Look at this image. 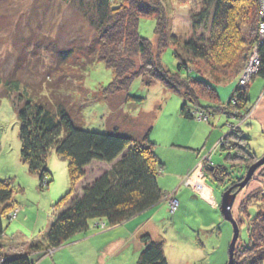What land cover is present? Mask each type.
I'll list each match as a JSON object with an SVG mask.
<instances>
[{"label": "rangeland", "instance_id": "374dc122", "mask_svg": "<svg viewBox=\"0 0 264 264\" xmlns=\"http://www.w3.org/2000/svg\"><path fill=\"white\" fill-rule=\"evenodd\" d=\"M115 1L113 0V2ZM159 2L162 4L164 23H166L168 35L176 37L180 44L189 40H194L200 44L203 42L206 45H210V42L212 44L210 34L211 14L208 19L204 18L205 20L200 17L206 6L205 0H184L180 2L159 0ZM257 3L256 21L259 24L261 22V0H257ZM75 10L76 8L73 6L63 3V0H0V78L2 82L13 75L15 67L18 65L22 70L17 74L20 78V88L22 87L21 89L24 90L40 79H44L48 71L53 69L61 73L78 74L76 69L71 70L70 66H65V70H60L58 65L61 63L58 62L55 55L57 52L50 53L47 50L50 47L49 45H37L38 41L51 38L52 41L58 39L61 44H66L59 45L62 51L63 49L68 50L71 47L79 46L70 45L71 40L83 38L86 32L89 33L90 30ZM257 24L252 25L253 27L248 24L241 29L240 35L244 36L246 42L243 44L245 46L240 48L237 57L238 46L236 50H227L222 57L235 55V65L238 66L241 63L243 66L245 63L239 75L238 84L240 87L249 89L258 80L259 83H262L261 97L264 99V80L257 78L259 64L254 65L255 70L249 64L251 57H259L258 45L264 41V33H259V30L256 31ZM78 27L85 28V30H76L75 28ZM154 28L155 20L153 18H141L138 34L141 38L155 45ZM41 35H46L47 38L41 37ZM48 35L50 36L48 37ZM259 35L261 37H258ZM255 36L257 39L256 43L253 44L252 41ZM233 41L232 38H225L223 45H236V43L233 44ZM171 46L161 53L160 61L170 74H175L177 73V62L173 56V47ZM74 59L76 58L69 55L67 61H64L63 64L72 66L71 61ZM192 66V70H201L208 73L206 65L202 63H194ZM248 70L249 73L250 71L253 73V76L247 83L240 84L242 76L244 73L248 74ZM191 74L192 78L198 79L195 73ZM182 75H185V73L183 72ZM113 78V72L101 62H94L85 67V72L80 78L81 90L79 94L74 93V99L80 108V125L86 131L102 134L106 133L111 127H120L123 132L131 130L142 133L145 126L151 125L150 140L155 145L156 157L163 165L158 174L174 171V168L168 162L171 159L168 155V146L180 140L185 145L177 147L175 152L180 151L182 157L185 155L186 158L190 159L194 156L198 158V163L208 162L209 166L215 167L216 165L226 168V176L221 181H216L209 176L207 182L221 197L229 188L236 186L244 179L248 170L245 169V166L249 168L264 158V131L262 130L264 102L259 104L258 101H254L252 105L250 102V105L242 113H237L235 112L237 110L230 108L225 116L224 113H214L211 109L212 104L205 100H200V107L203 111L195 109V107L185 103L178 95L165 90L160 84H155L147 89L142 79L132 80L127 91L129 96L138 98L142 100L141 102L126 104L124 103V94L114 96L107 101L102 98V92L112 82ZM236 79L215 86L218 107L226 106L237 87ZM3 90L4 84L1 83L0 181L10 185L12 201L6 214V219L10 222L4 221L3 223V235L5 236L2 239L18 244L19 241L26 240L24 236H30L35 231L38 234V232L45 229L48 219L49 221L54 219L58 213L55 206L69 192L70 181L68 161L59 158L54 152H50L47 157V169L51 176L50 180L52 179L48 187L44 185L46 183L44 181L42 186L45 188L40 189L37 179L28 174L19 156V123L13 105V95L16 94L5 97V95L3 96ZM183 105H186L187 111L195 119L186 120L180 115V109ZM204 111L210 114L208 123L205 122L208 114L203 113ZM251 119H254V121L250 122V125L249 122L245 124L247 120ZM229 130L240 134L236 135L237 137L231 136L226 142V136L230 133ZM218 135L220 137L213 145H210ZM205 142L209 145L202 149ZM232 144L236 147L234 151L229 149ZM221 146L224 149H221ZM242 148L243 150L246 148L249 155L245 154ZM245 155L253 157L251 163L245 160V164L243 160H240V156L245 157ZM242 164L244 166H241ZM108 170H110V166L98 163L92 164L91 167L86 169L85 179L75 185L76 195L80 196L82 187L92 183ZM160 180V184L164 187H161L163 190H160L166 196L154 209L159 210L158 215L161 216V219H168L175 213L170 214L168 210L174 207L171 200L175 194L174 192L168 193L165 188L173 186L175 180L171 176L165 177V175H161ZM176 185L178 186L179 183H176ZM234 193H236V197L231 212L233 220L238 226L239 236L233 258L235 255L236 264H247L248 259L252 257H257L260 254L264 257V239L262 241L260 235L263 231L257 225L264 215V165L253 173L250 181L242 190L238 191L237 188H234L231 194ZM14 200L16 205L13 203ZM176 202L179 206L178 201ZM2 210L3 207L0 206V214ZM153 211L146 213L143 220L150 218ZM187 223L193 226L192 221ZM97 224L96 222L92 223L88 231L75 236L70 241L71 243L77 241V243L70 244V246L69 242L54 250L51 255L43 257L40 261L49 260L51 264H136L140 251L134 252L136 251L134 245L124 256L119 258L115 257L112 247L105 249L108 242L117 238L115 235L122 233L121 228L108 229L102 225L101 230L97 227ZM102 224L104 223L102 222ZM146 227L152 240L162 244L167 264H213L219 259L224 261L223 264L228 263V248L233 238V228L228 222H222L221 227H218L205 240H203V235L199 237L195 235L191 240L192 242L186 241V243L194 244L197 248L201 242H204V250L198 248L199 254L192 248L186 249L187 244L180 241L181 234L192 235V230L190 231L187 226L181 227L183 232H174L172 229H168L171 227L170 224L169 226H163L162 223L157 225L149 221ZM103 235H109V239H106L108 237L100 238ZM197 238H200L201 242ZM43 239L41 237V241ZM115 253H118V251ZM103 255H108V257H104L105 261L103 259L101 262L100 258ZM37 261L33 259L32 263L35 264ZM0 264L3 263L0 262Z\"/></svg>", "mask_w": 264, "mask_h": 264}, {"label": "trees", "instance_id": "16d2710c", "mask_svg": "<svg viewBox=\"0 0 264 264\" xmlns=\"http://www.w3.org/2000/svg\"><path fill=\"white\" fill-rule=\"evenodd\" d=\"M63 3L76 8L75 11L83 18L90 32L87 31L79 40H71L70 45L79 46L68 50L62 51L59 45L64 43L61 44L58 39L52 41L46 35H41L47 39L38 41L37 45H49L47 50L50 53L57 52L55 55L61 63L58 65L60 70L70 66L78 74L61 73L53 69L48 71L44 79L24 90L20 88L17 74L22 70L18 65L5 82L0 78V84H4L3 96L16 94L13 95V105L19 123V156L28 174L37 179L40 189L45 188L42 186L44 181V185L48 187L52 179L50 180L47 169V157L50 152H54L59 158L68 161L70 190L56 204L58 213L45 240L31 243L27 254L21 256H8L0 251L3 264H34L30 254L38 259L51 255L75 236L88 231L94 222L98 223L99 228L102 225L108 229L119 227L156 208L166 196L157 183L158 172L163 165L156 157L155 145L150 140L151 125L145 126L142 133L131 130L123 132L120 127H111L104 134L86 131L80 125V108L74 99V93L79 94L81 90L80 78L87 65L101 62L113 72L112 82L102 92V98L107 101L124 94L126 104L141 102L142 100L129 96L127 91L132 80L142 79L145 88L160 84L165 90L178 95L185 103L201 111L200 100L211 103L214 113H224L225 116L230 108L242 113L249 105L248 89L238 84L245 63L237 66L234 60L246 42L244 36L240 35L241 29L248 24L250 27L257 24V0H205L206 6L200 17L205 20L211 14L210 45L194 40L180 44L176 37L168 35L159 0H63ZM149 17L155 20V45L138 34L140 19ZM259 25L260 23L257 24L256 31ZM80 28L75 29L85 30ZM225 38L234 39L233 44L236 45H223ZM256 39L255 36L253 44ZM170 46L173 47L172 53L177 62L175 74H170L160 61L161 53ZM237 46L239 49L236 57H222L227 50H236ZM258 49L257 78L264 80V41L258 45ZM69 55L76 58L71 61L72 66L63 64ZM194 63L206 65L208 73L192 70ZM183 72L185 75H182ZM191 73H195L198 79L192 78ZM235 78L237 87L226 106L218 107L215 86ZM203 113L208 114L205 121L208 123L210 114L207 111ZM180 115L186 120L195 119L187 111L186 105L181 107ZM239 134L230 131L226 142L231 136ZM223 146L221 149H224ZM246 148L242 150L249 155ZM229 149L234 151L236 147L232 144ZM245 157L240 156V160L245 164L246 161L252 162L253 157ZM95 163L110 166V170L82 187L80 196H77L75 185L85 179L86 169ZM204 164L216 181H221L226 176L225 167H212L208 162ZM245 169H248L247 166ZM11 199L10 185L0 181V206L3 207L0 214V238L4 232V221L10 222L6 219V214L10 209ZM257 225L263 231L260 233L263 241L264 215ZM140 243L142 250L136 264H167L161 243L153 241L148 234L141 235ZM263 263L264 257L261 254L247 261V264ZM233 264H236L235 255Z\"/></svg>", "mask_w": 264, "mask_h": 264}, {"label": "crops", "instance_id": "0c3cea01", "mask_svg": "<svg viewBox=\"0 0 264 264\" xmlns=\"http://www.w3.org/2000/svg\"><path fill=\"white\" fill-rule=\"evenodd\" d=\"M261 91H262V83H259L258 80L254 83V85L252 84L249 87L247 92L249 105L250 102L252 105V102L254 101L255 102L258 101L259 104L264 102L263 97H261ZM255 113H254V119H255ZM254 119L247 121L249 122V125L250 122L254 121ZM247 122L245 124H247ZM262 130L264 131V122H262ZM219 135L210 145H213L215 143L217 138L220 137ZM181 145H185V144L184 142L182 143L179 140L177 142H174V144L168 146L169 149L168 155L171 157V159H169L168 162L170 163V166L174 168V171L172 173H168V172H165L163 174L159 173L157 176V183L160 189L164 188L160 184L161 175H165V177L171 176L172 179L175 180L173 186L165 189L168 190V193L174 192L175 197L179 203L177 211L168 219H161V216L158 215L159 210L152 209L154 211L153 213H151L150 218H148L147 220L144 221L143 216H145V214L148 213L149 211L125 222L119 227H116L118 229L121 228L122 233L118 235L114 234L117 238L111 242H108L107 243L108 246L105 247V249L112 247L116 258H119L120 256H124L125 253L132 247V245L135 246L136 251L134 252L137 251L141 252L142 246L140 244V237L141 235L144 234L149 235L146 227L149 221L154 222L157 225L158 223H162L163 226L165 225L169 226L170 224L171 227L168 229H172L174 232L176 231L183 232V230H181V227L187 226L190 229V231L192 230V235L190 236L189 234L187 235L181 234L180 241H184L185 243L186 241L192 242L191 240H193V236L195 235L196 237L203 235L204 236L203 240L207 239L208 236L214 233L218 227H221L222 222H224L219 212L221 197H219V194L207 183L208 177L209 176L211 177L210 172L206 170L205 164H203V162L198 163L197 157H194L192 155L193 158L189 159L188 157L186 158L185 155L184 157H182L181 153H179L180 151L175 152V150H177V147ZM207 145L209 144L205 142L202 149H205ZM176 183L177 184L179 183V185L177 186ZM13 203H15L16 205L15 200L13 201ZM189 221H192L193 226L187 223ZM52 222L53 219L51 221H49L48 219L46 222L47 224L45 226V229L38 232V234H36L35 231L30 236L29 235L24 236L26 240L19 241L18 244L17 242H12L9 240L2 239L5 236L3 235L0 238V251L4 255H8V256H21L27 254L29 245L31 243L40 242L41 237L44 238L43 240H45L46 233L50 229ZM104 237H108L106 238L107 240L109 239V235H103L100 238H104ZM197 240L201 242L200 238H197ZM75 243H77V241L72 243L70 242L69 245ZM186 244L189 247V248L186 247V249L192 248L198 254H199L198 252L199 249L204 250V242H201V244L198 246L199 249L194 244H189V243ZM116 251H118V253H115ZM104 257L106 258L108 257V255L107 256L103 255L100 258L101 262L103 259L105 261ZM30 258L32 260L33 259L38 260L37 262H35V264H51L49 260L40 261L42 258L38 259L36 256L32 254H30ZM223 263L224 261L222 259H219L215 261L213 264H223Z\"/></svg>", "mask_w": 264, "mask_h": 264}, {"label": "water", "instance_id": "95a60500", "mask_svg": "<svg viewBox=\"0 0 264 264\" xmlns=\"http://www.w3.org/2000/svg\"><path fill=\"white\" fill-rule=\"evenodd\" d=\"M262 165H264V158L260 159L255 164L250 166L248 168L246 174H245L244 179L239 184H237L236 186L229 188L221 196V203L219 206V212H220L221 216L223 217L224 221L230 223V225H232V228H233V238H232V241H231L229 248H228V263L227 264H233L234 249H235V245H236V242H237V239L239 236L238 226L235 223V221L233 220L232 212H231L232 205H233L235 197H236V193L231 194V192L234 188H237L238 191L242 190L250 181L253 173Z\"/></svg>", "mask_w": 264, "mask_h": 264}, {"label": "built area", "instance_id": "2783aa9c", "mask_svg": "<svg viewBox=\"0 0 264 264\" xmlns=\"http://www.w3.org/2000/svg\"><path fill=\"white\" fill-rule=\"evenodd\" d=\"M260 25H259V33L260 32H262V33H264L263 31H264V0H261V13H260ZM258 37H261L260 35L258 36ZM250 67L251 68H253V70H255V68H254V65L255 64H259V57H251V60H250ZM249 67V68H250ZM246 72H247V69H246ZM253 76V73L250 71V73H249V70H248V74L247 73H244V75L242 76V79H241V81L242 82H240V84H244L245 82L247 83L250 79H251V77ZM245 79V80H244ZM244 81V82H243ZM172 202H173V209H169V213L170 214H173L174 212H176V209H177V207H178V204H177V200H176V198H175V196H172ZM168 201H169V199H168ZM167 201V202H168ZM171 205H172V203H171ZM169 207V206H168ZM170 208V207H169ZM172 208V207H171ZM0 262H2V259H0Z\"/></svg>", "mask_w": 264, "mask_h": 264}]
</instances>
